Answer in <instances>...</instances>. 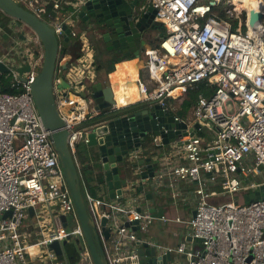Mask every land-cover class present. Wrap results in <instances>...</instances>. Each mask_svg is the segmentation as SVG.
<instances>
[{
    "label": "built area",
    "instance_id": "obj_1",
    "mask_svg": "<svg viewBox=\"0 0 264 264\" xmlns=\"http://www.w3.org/2000/svg\"><path fill=\"white\" fill-rule=\"evenodd\" d=\"M14 1L52 27L60 40L61 24L71 27V17L82 2ZM144 1L145 6L156 10L154 23L163 36L154 48L146 47L138 57L125 59L138 61L135 101L118 105L114 96L109 76L124 60L106 74L103 84L112 90L110 110L150 103L185 128H174L180 132L179 138L168 145H163L159 136H151L154 148L148 154L144 142L128 152L121 167L126 164L135 180H126L122 195L108 200L94 197L82 181L76 158L77 145L87 146L89 141L88 122L100 113L86 89L98 78L95 52L84 35L70 31L69 39L79 43L80 55L73 59L69 54L60 56L59 51L53 78L56 109L68 131L67 144L106 263L143 264L138 253L140 242L184 258L168 264H264V196L243 205L218 199L242 191L252 193L264 186V19L251 24L250 12L233 10L235 5L228 0L224 11L229 17L244 14L239 30L234 32L229 23L212 14L210 2L216 5L220 0ZM263 5L264 0L259 10L252 11L259 13ZM68 6L72 12L64 11ZM15 24L13 20L9 48L0 56V63L5 64H9L11 53L21 57L19 63L11 62L10 69L0 74L16 92H0V264H68L65 254L57 256L49 250L51 243L62 244L67 238V243L79 241L77 264H93L50 132L43 126L31 96L43 48L31 30ZM19 33L24 40L17 37ZM23 66L28 70L18 73L17 68ZM61 79L68 83V89L57 86ZM200 84L211 85L214 92L198 95L186 112V120L180 116L182 102L188 91ZM85 90V95H78ZM177 91L181 98L175 95ZM194 125L199 129L190 134ZM165 146L168 152L160 149ZM142 158H150L154 166L151 177L143 176L146 169L138 163ZM179 183L193 184L195 213L185 221L174 220L186 225L185 240L175 247L162 246L146 233L153 221L171 219L153 216L146 195L149 192L156 198L167 189L175 200ZM5 213L9 215L3 217ZM187 237L192 241H186ZM196 239L201 240V249L193 247Z\"/></svg>",
    "mask_w": 264,
    "mask_h": 264
},
{
    "label": "water",
    "instance_id": "obj_2",
    "mask_svg": "<svg viewBox=\"0 0 264 264\" xmlns=\"http://www.w3.org/2000/svg\"><path fill=\"white\" fill-rule=\"evenodd\" d=\"M211 6L215 5L214 1L210 2ZM0 12L5 16L15 20L16 27L26 26L40 40L43 48V60L40 71L31 86V96L42 124L50 132V140L53 149L58 154V159L62 167L64 178L69 189L73 205L81 225L86 244L88 246L93 264H107L105 256L95 229L91 221L81 192L78 172L67 144L68 131L65 129V123L59 116L54 97H53V78L55 65L59 51L66 50L69 42L71 27L66 23L61 24V40L55 34L52 27L35 16L32 12L19 5L14 0H0ZM156 10L151 6H145L139 3V0H82L72 16H76L82 24V30L86 36L95 40V44H104L105 49H97L94 42L89 40L93 46L95 55L98 50H104L110 54H117L121 60L128 57H138L144 48L148 47V38L146 31L155 25L154 17ZM250 23L253 24L255 19L262 21L264 19V5L259 13L250 11ZM3 39L10 38L13 30L8 26L2 27ZM163 36V32L159 34ZM24 40V36L19 33L17 36ZM61 47L59 48V42ZM9 64L0 63V74L6 73L11 62L19 63L20 55L11 53ZM28 70V66L17 68L18 73ZM60 88L68 89V83L61 79L57 85ZM88 93L92 98L95 107L100 111L99 115L91 123V132L88 134L87 147L94 148L98 159L103 166L105 173V182L107 185L108 197L113 199L115 195H122V187L126 183V178L121 177L120 167L122 161L128 152L138 147L140 142H144L146 135L159 136L163 145H168L170 140L179 138L180 132L173 131L174 128H185L183 123H176L171 115L164 113L158 105L150 103L144 104L138 110L131 109L128 112L116 115L124 109L131 108L136 104L123 108L119 111L110 110L112 100V90L108 85L102 82H95L88 87ZM199 129L198 125L190 130L193 134ZM164 130H168L167 133ZM138 163L145 167L146 172L143 175H153V164L150 158H142ZM142 190V187H139ZM264 196V186L259 191L249 193L244 198V203ZM149 200L150 213L155 217L163 215V207L151 194H147ZM32 208L29 214L32 215ZM194 211L191 215H194ZM9 213H5L6 217ZM63 226L66 225L65 218L61 217ZM106 219H102V226ZM136 230L135 227H133ZM105 238H108V232L104 230ZM69 238L62 244L54 241L49 245V250L54 251L57 256H63ZM186 241H192L190 237ZM200 243L201 240L196 239ZM72 244V243H69ZM79 241L75 240L74 245L78 247ZM140 246L138 253L143 264H168L172 261V252H161L160 250L148 248L138 242Z\"/></svg>",
    "mask_w": 264,
    "mask_h": 264
},
{
    "label": "rangeland",
    "instance_id": "obj_3",
    "mask_svg": "<svg viewBox=\"0 0 264 264\" xmlns=\"http://www.w3.org/2000/svg\"><path fill=\"white\" fill-rule=\"evenodd\" d=\"M219 1V0H218ZM76 2V1H74ZM140 5L141 4H146V2L144 0H139ZM228 3V0H220V4L221 6H224L225 8L228 7V5L226 4ZM231 3L236 6V0H231ZM22 5V4H20ZM23 6V5H22ZM231 9V8H230ZM242 9V8H241ZM241 9H233V10H241ZM243 10V9H242ZM235 13V11L233 12ZM243 13V12H242ZM238 14V16L242 15ZM63 15V14H62ZM56 18H58L59 20H61L62 18L60 16H57ZM71 30L80 34V35H84V38L87 40H90L86 35V32L84 30H82V24L80 23V21L78 20V18H76V16H72L71 17ZM158 30L156 28H150V30H148L147 33H150L153 39L152 44H148L149 48H154L158 42ZM95 44V42H94ZM96 46V45H95ZM60 54H64V51H62ZM68 54V53H66ZM143 57V55L141 56ZM129 58V57H128ZM105 59V60H104ZM98 63L99 65H106L105 70H101L100 71V76H99V81L104 80V74L106 75V68H108V70L110 69L111 66H113V64L117 61H121V58L119 57V55L115 54H109L104 50H98ZM42 64V63H41ZM41 67V66H40ZM143 72V78L144 80L147 79V75L145 70L142 71ZM8 82V81H6ZM88 89V88H86ZM86 94V90L85 91H81L78 93V95L83 96ZM182 97V94H181ZM180 107V104H177ZM144 104H136L135 106H132L131 108L128 109H124L121 110L119 112H116V115H120V114H124L126 112H128L131 109H137V108H141L143 107ZM181 108V107H180ZM183 118H185L186 120H189V115L188 113H186V115L182 116ZM153 143H152V137L151 134H148L145 136L144 138V144H143V149L145 150V154H148V152L153 149ZM162 150V152H168V148L167 146L165 147H161L160 148ZM77 150L78 152L76 153V158L77 160H79V166L81 164V157L84 154H87L89 156L96 154V150L94 148H90V147H86V145L84 144H79L77 145ZM156 164V161H154V165ZM122 174L125 176L126 180L128 182H133L135 180V177L133 176V172L128 168L125 167L121 170ZM84 179V178H83ZM249 194V191H242L239 192L238 194H235L234 196H230V195H224L223 197L218 198L219 200H221L222 202H227V201H234L237 204H245L244 203V198L245 196ZM137 196H139L140 194H136ZM127 196V194H126ZM169 200H167L164 197H160V198H155L154 202H158L160 204H162L163 206V212L165 213V215L171 219L170 221L164 223L163 225L160 226V224L158 222H155L152 224V226L150 227V229H158L157 230V238L159 239V241H161L162 243H165V241L167 240H171L172 242V246H177L180 242H183L185 240V238H183V231L185 230L186 225L184 223H177L174 220L176 218H179L183 221L188 219V215L191 213V206H187V204L183 201L182 198H177L173 201L170 200V197L168 195ZM141 201V200H140ZM149 201V200H148ZM211 203H216V201L214 199L210 200ZM143 204V200L141 201V205ZM186 204V205H185ZM70 229L72 228V226L69 227ZM24 229V228H23ZM139 235L141 233H138ZM158 241V242H159ZM160 243V242H159ZM72 245H74V243L72 242ZM192 245L195 249H201V244L198 242L193 241ZM75 246V245H74ZM176 258H179L181 260H184V258L181 255H178L176 253L172 254V261H174ZM36 263V261L34 262Z\"/></svg>",
    "mask_w": 264,
    "mask_h": 264
},
{
    "label": "trees",
    "instance_id": "obj_4",
    "mask_svg": "<svg viewBox=\"0 0 264 264\" xmlns=\"http://www.w3.org/2000/svg\"><path fill=\"white\" fill-rule=\"evenodd\" d=\"M224 6H221L220 2L217 3L215 6L212 8V14L217 17L218 19H222L226 21L227 23L230 24L231 30L236 32L239 30V24L240 21L243 20L244 14L240 16H233L229 17L228 14L225 13L224 11ZM64 11L67 12H72L73 8L68 6L67 8L64 9ZM48 12H51L50 7H48ZM11 18L5 16L3 13L0 12V24L1 25H8L10 22ZM154 28H160L157 24H154ZM242 30H244V26L242 25L240 27ZM160 40V38H158ZM80 45L78 42H76L75 39L70 38L68 42V46L66 50H64V54H60V56H65V55H70L72 58H77L80 55ZM62 52V51H61ZM68 53V54H66ZM127 59V58H126ZM119 62V61H118ZM128 60L121 61L120 65H127ZM102 68H98V70H101ZM105 68L102 70L104 71ZM113 70V66L106 68V74L111 72ZM137 79V76L133 79V83H135ZM0 92L1 93H16L14 89L9 88L8 83L6 82L4 76L0 78ZM214 92V88L211 85H204L200 84L195 88H192L188 91L186 99L182 102V111L180 112V116H184L186 112L189 110L191 105L197 100L198 95L202 96H210ZM95 120V119H94ZM93 120V121H94ZM91 121V122H93ZM91 122H88V125L91 124ZM87 147V146H86ZM78 152V150H77ZM78 164H79V160ZM80 173L82 175V181L85 183L88 191L96 198L101 199V200H108V191H107V185L105 182V173L102 164L100 163L98 159L97 154H93L91 156L84 154L81 157V164H80ZM127 167L126 164H124L121 168L120 171ZM84 178V179H83ZM65 258L68 261V264H77L78 261V252L77 249L75 248L74 245H69L66 246L65 249Z\"/></svg>",
    "mask_w": 264,
    "mask_h": 264
},
{
    "label": "crops",
    "instance_id": "obj_5",
    "mask_svg": "<svg viewBox=\"0 0 264 264\" xmlns=\"http://www.w3.org/2000/svg\"><path fill=\"white\" fill-rule=\"evenodd\" d=\"M3 26H6V25H1L0 24V27H3ZM11 30H13L14 28V25H13V19H11L10 20V22L8 23V25H7ZM159 32H158V38H161L160 36H159V34L162 32V30L161 29H159V28H156ZM150 30V29H149ZM13 32V34H14V30L12 31ZM12 36V35H11ZM152 35L150 34V33H147L146 34V37L148 38V43L149 44H152V43H154L153 42V39H152V37H151ZM90 40H92L93 42H95V40L90 36ZM158 42H159V40H158ZM158 42H156V43H158ZM9 43H10V38L8 37V39H3V37H2V33H0V56L1 55H4V53L8 50V48H9ZM96 43V42H95ZM96 45V48L97 49H102V48H100V46L98 45V44H95ZM149 48V47H148ZM107 53H109V52H107ZM142 53V52H141ZM110 54V53H109ZM141 55V54H140ZM70 56H71V54H70ZM134 57V56H133ZM129 58H132V57H129ZM128 59V58H127ZM98 52L96 53V55H95V62H96V70H97V81H99V76H100V71L103 69V68H105L106 67V65L104 66V65H99V63H98ZM105 60V59H104ZM129 62H127V65L126 64H124V65H120V63H118V64H116L117 62H115L114 64H113V67H114V65L116 64V67H115V71L113 72V73H111L110 74V76H117V78H118V81H119V83L120 84H125V83H127V82H133V79L137 76V69H138V64H137V60L136 59H132V60H128ZM98 68H102L101 70H98ZM105 70V69H104ZM109 76V77H110ZM106 77H107V75H105L104 74V80H103V82L102 81H99V82H102V83H105V79H106ZM110 79H111V77H110ZM111 82H112V79H111ZM134 90H133V88H130L129 90H128V93L130 92V93H132ZM180 96H181V94H180ZM121 174H122V172H121ZM123 175V174H122ZM122 178H125V177H122ZM177 193H178V196L176 197V199L177 198H182L183 199V201L187 204V206H191V208H190V210H191V212L194 210V208H195V197H194V194H193V184H185V183H179L178 184V186H177ZM147 194H150L149 192L147 193ZM168 195H169V197H170V200L171 201H173L174 202V200H172V193H171V195H170V193H169V190H167V189H163V193L162 194H160V195H157V198H160V197H164V198H166L167 200H169V198H168ZM160 204V203H159ZM185 204V205H186ZM161 205V204H160ZM163 205H161V207H162ZM163 215L165 216V217H167L166 215H165V213L163 212ZM191 217V213L188 215V219ZM168 218V217H167ZM177 219V218H176ZM155 222H158L159 224H160V226L161 225H163L164 223H166V222H162V221H160V220H155V221H153L152 222V224L153 223H155ZM152 224L150 225V227L152 226ZM150 227H149V230H148V232L146 233V237H148V238H150V239H152V240H154L155 242H157L158 244H160V245H162V246H171V247H175V246H172L173 244L171 243L172 241L171 240H167V241H165V243H162L161 241H159V239L156 237L157 236V228L156 229H150ZM185 234V232L183 231V235ZM140 236H142V235H140ZM183 238H184V236H183ZM160 243H159V242ZM69 245H71V244H67V246H69ZM76 248V247H75ZM66 249V248H65ZM31 264H41L40 262H38V261H36V263H31Z\"/></svg>",
    "mask_w": 264,
    "mask_h": 264
},
{
    "label": "bare ground",
    "instance_id": "obj_6",
    "mask_svg": "<svg viewBox=\"0 0 264 264\" xmlns=\"http://www.w3.org/2000/svg\"><path fill=\"white\" fill-rule=\"evenodd\" d=\"M262 0H236V9H246L248 12L252 10H259L261 6ZM112 79V85H113V92L114 96L116 97V101L118 105H125L130 102L135 101L138 98L137 89L135 86V83L133 82H127L125 84H120L118 81L117 76H110ZM130 88H133L132 93H128V90ZM180 92H175L176 96H180Z\"/></svg>",
    "mask_w": 264,
    "mask_h": 264
},
{
    "label": "flooded vegetation",
    "instance_id": "obj_7",
    "mask_svg": "<svg viewBox=\"0 0 264 264\" xmlns=\"http://www.w3.org/2000/svg\"><path fill=\"white\" fill-rule=\"evenodd\" d=\"M149 30V29H148ZM148 30L146 31V34H147V32H148ZM100 44V48H103V49H105L106 47L104 46V44H102V43H99ZM138 109H140V108H135V110H138Z\"/></svg>",
    "mask_w": 264,
    "mask_h": 264
}]
</instances>
